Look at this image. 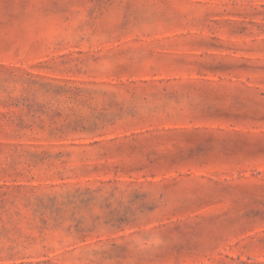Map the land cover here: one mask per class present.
I'll use <instances>...</instances> for the list:
<instances>
[{"label":"rangeland","instance_id":"374dc122","mask_svg":"<svg viewBox=\"0 0 264 264\" xmlns=\"http://www.w3.org/2000/svg\"><path fill=\"white\" fill-rule=\"evenodd\" d=\"M0 264H264V0H0Z\"/></svg>","mask_w":264,"mask_h":264}]
</instances>
